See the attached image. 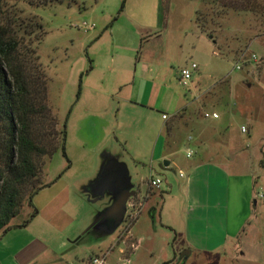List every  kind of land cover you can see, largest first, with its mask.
<instances>
[{
	"label": "rangeland",
	"instance_id": "obj_1",
	"mask_svg": "<svg viewBox=\"0 0 264 264\" xmlns=\"http://www.w3.org/2000/svg\"><path fill=\"white\" fill-rule=\"evenodd\" d=\"M163 4L167 13L157 40L137 37L127 28L129 0H57L28 8L45 26L38 54L48 77V106L66 132V157L59 146L50 158H43L33 187L37 182L46 186L34 195L31 206L26 201L11 220L15 227L3 235L0 245L2 264H19L10 253L21 248L23 264H90V258L102 255L108 264H264V15L230 13L220 26L205 32L195 20L199 0H163ZM102 14L112 16L111 20L103 23ZM83 22L94 28L84 30ZM140 61L150 65L152 83L141 82L147 105L131 107L126 101L124 107L135 63ZM193 63L197 66L190 85L183 86L180 71ZM119 69H127L128 74ZM156 95L158 107L153 109ZM178 99L190 105L191 115L172 117ZM207 110L219 113L215 122L225 128L228 140L254 160L250 175L258 183L254 198L258 207L246 232L221 250L178 256L172 262L173 234L146 209L140 215L146 224L140 230L131 228V234L135 230L143 236L133 251L130 242L122 241L130 223L126 214L113 233L92 226L110 204L108 195L94 200L85 190L98 175L105 154L110 150L114 157L121 155L138 188V201L145 204L153 198L163 205L170 194L165 176L175 174L165 172L164 161L154 154L168 138L177 140L175 160L197 158L204 148L188 122H208L202 117ZM162 114L172 118L166 123ZM242 125L249 126V132H240ZM187 149L196 154L187 158ZM83 150L85 156L80 158ZM136 150L139 157H134ZM150 176L161 180L164 192L162 186H149ZM81 182L79 189L73 187Z\"/></svg>",
	"mask_w": 264,
	"mask_h": 264
},
{
	"label": "crops",
	"instance_id": "obj_2",
	"mask_svg": "<svg viewBox=\"0 0 264 264\" xmlns=\"http://www.w3.org/2000/svg\"><path fill=\"white\" fill-rule=\"evenodd\" d=\"M162 3L163 0H129L127 28L137 37L146 35L155 40L159 39L161 36L159 29L161 27L160 7ZM111 17L108 14H102V22L106 23L111 20ZM149 66L141 61L135 63L129 91L123 98L125 99L124 107L127 105L126 101L130 103L131 107H146L147 104L143 102L146 86L142 87L141 82L152 83V78H148ZM119 71L128 74L127 69H119ZM135 87H137L136 94L133 93ZM150 96L147 103H150ZM157 97L156 95L154 104L151 105L153 109L158 107L156 104ZM98 98L96 94L94 100L96 101ZM173 109L175 112L172 117L184 116L189 114L190 105L184 104L182 100L178 99L176 103L174 102ZM204 113L210 115L216 113L218 118L205 117L203 114L202 117L210 119L206 123L201 121L200 123L195 119L189 120L188 124L194 127L199 138V144L204 148L197 158L182 163L177 158L175 160L173 156L175 155L176 139L169 140L166 138L160 149L155 152L153 158L164 162L168 161L169 164L164 167L165 172L174 171L175 175L168 174L165 176V184L169 187L167 193H170L168 200H164L165 203L161 205V203H155L153 198H149L143 204L140 214L142 215L146 209L151 218L157 216L160 225L170 230V234H173L174 257L170 260L172 262L176 261L180 253L185 250L189 251V254L183 257H191L193 254L212 253L225 248L229 243H235L240 238L241 233L246 232V227L254 217L255 207H258V202L254 199L256 198L258 183L250 175L253 171L254 160L239 144L233 140H228L225 128L215 122L220 119L217 111L207 110ZM162 116L161 119L165 122L172 118L167 115V119H163ZM242 127H245L249 132V126L242 125ZM81 147L85 148L83 145ZM189 151L192 154L188 157ZM109 153H111L110 150L105 155L112 154ZM133 153L135 154L134 157L140 155L139 150ZM195 154L191 149H187L186 157L192 158ZM117 155H119L120 160L121 155L119 153ZM84 156L83 150L80 158ZM86 177L92 179L91 176ZM81 185H83L82 182L73 187L79 189ZM133 185H135L134 181ZM161 188L164 192V187ZM135 190L136 195L128 200L127 205L130 201L137 200L138 188L136 186ZM179 201L180 203L177 204ZM140 215L132 224L134 228L138 226L139 230L142 225L146 224L141 220ZM131 228L126 236V243L136 244L137 249L138 245L143 242V236L135 230L131 234ZM3 235L0 237V245L5 236ZM22 254H24L23 248L13 249L10 253L19 264H23ZM0 264H2L1 260Z\"/></svg>",
	"mask_w": 264,
	"mask_h": 264
},
{
	"label": "trees",
	"instance_id": "obj_3",
	"mask_svg": "<svg viewBox=\"0 0 264 264\" xmlns=\"http://www.w3.org/2000/svg\"><path fill=\"white\" fill-rule=\"evenodd\" d=\"M54 1L0 0V237L15 227L10 222L23 204L31 206L34 195L46 186L37 182L33 187L45 160L59 146L66 157V132L48 106V77L38 54L45 26L28 10ZM199 2L195 20L205 32L220 26L230 13L264 15V0ZM165 10L162 3L161 22Z\"/></svg>",
	"mask_w": 264,
	"mask_h": 264
},
{
	"label": "water",
	"instance_id": "obj_4",
	"mask_svg": "<svg viewBox=\"0 0 264 264\" xmlns=\"http://www.w3.org/2000/svg\"><path fill=\"white\" fill-rule=\"evenodd\" d=\"M168 164V161L164 162V165ZM85 190L94 200L109 196L110 204L99 212L92 226L96 225L105 233H113L124 219L128 200L136 195L127 166L117 157L106 155L98 175ZM188 254L189 251L185 250L179 256L182 258Z\"/></svg>",
	"mask_w": 264,
	"mask_h": 264
},
{
	"label": "built area",
	"instance_id": "obj_5",
	"mask_svg": "<svg viewBox=\"0 0 264 264\" xmlns=\"http://www.w3.org/2000/svg\"><path fill=\"white\" fill-rule=\"evenodd\" d=\"M82 28L84 30H92L94 28V25H89L87 24L86 22H83L82 23ZM254 61L257 60L256 56L255 55H252L251 57ZM196 64H191V67L190 68H183L181 71H180V75H179V83L183 86H189L190 85V81H191V78H192V70L196 69ZM237 68H240L239 66H237ZM204 116L205 117H213V118H218V115L216 113H213V114H208V113H204ZM163 119H167V115H163L162 116ZM241 131L242 132H245L246 131V128L245 127H242L241 128ZM192 152L189 151L188 153V157L191 156ZM151 177V176H150ZM149 186L151 188L155 187L157 189L160 188L161 186V180L159 178H155L153 179L152 177L149 179ZM263 195L262 194H259V198H262ZM142 207H143V204L140 202V201H137V200H132L128 203L127 205V212H126V216L129 217L130 219V223L127 227H125L124 231L129 232L132 224L138 219L139 215L141 214V211H142ZM122 236V235H121ZM127 236V235H126ZM126 236H122V241L126 243ZM136 244L134 243H131L130 244V248L131 250H135L136 249ZM106 255H102V256H93L92 258L89 259V262L90 264H108L107 263V260H106ZM126 263L129 262L128 259L125 260Z\"/></svg>",
	"mask_w": 264,
	"mask_h": 264
}]
</instances>
